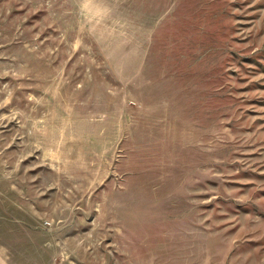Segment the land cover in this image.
<instances>
[{"label":"rangeland","instance_id":"1","mask_svg":"<svg viewBox=\"0 0 264 264\" xmlns=\"http://www.w3.org/2000/svg\"><path fill=\"white\" fill-rule=\"evenodd\" d=\"M0 204V264H264V0H0Z\"/></svg>","mask_w":264,"mask_h":264},{"label":"crops","instance_id":"2","mask_svg":"<svg viewBox=\"0 0 264 264\" xmlns=\"http://www.w3.org/2000/svg\"><path fill=\"white\" fill-rule=\"evenodd\" d=\"M0 209L5 210L2 204H0ZM0 221L9 225L15 221V218L13 216L11 217L9 214H0ZM5 229L6 228L3 229L2 233L5 236L6 240L4 241L3 239L1 240V241H4L3 244L0 243V257L4 259L3 261H5V259L9 257L10 252L8 249H10L13 246V244L10 243V241L13 242V240L10 239V236L12 235L10 231V227H8L6 230ZM12 229L14 228L12 227ZM6 242H9L10 245L4 244ZM50 245L51 243L47 241L46 242L43 241V244L40 245V260L42 261V264H74L75 261H74L73 252H72L71 258L55 260L54 255L56 251L51 252L48 248ZM21 246H22V249H25L24 251L27 250V247H28L27 244H22ZM22 249L20 248L19 250H22ZM2 254H3V257H2ZM59 256L60 254L57 255V257Z\"/></svg>","mask_w":264,"mask_h":264}]
</instances>
